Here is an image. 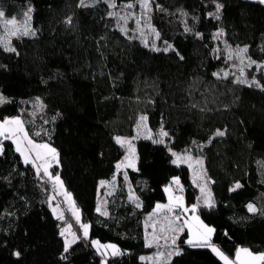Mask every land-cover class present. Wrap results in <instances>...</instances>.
Listing matches in <instances>:
<instances>
[{"label":"trees","instance_id":"16d2710c","mask_svg":"<svg viewBox=\"0 0 264 264\" xmlns=\"http://www.w3.org/2000/svg\"><path fill=\"white\" fill-rule=\"evenodd\" d=\"M115 3L117 8L137 4ZM85 4L89 6L80 0H0L7 18L31 8L35 29L34 36L13 38L15 52L0 46V94L9 98L0 104V118L28 116L31 102L42 97L44 109L28 116L27 126L33 137L48 140L59 151L55 168L83 219L91 223L87 238L81 224L74 223L80 237L65 253L63 220L50 203L54 184L37 176L12 141L5 140L0 264H155L141 258L153 250L145 241L144 217L167 200L164 186L174 176H180L188 203L200 193L189 165L173 163L171 148L203 157L215 203L198 212L215 229L213 243L230 256L239 246L264 252V68L257 67L264 65V3L154 0L150 22L159 33V51L145 46L134 28L122 33L104 0ZM217 4L222 5L218 13ZM185 24L191 32H185ZM223 41L247 46L248 59L256 64L241 74ZM165 43L171 45L167 52ZM238 78L260 86L237 83ZM141 115L153 136L135 140L138 161L127 169L141 200L137 207L124 172L116 167L126 152L116 138L134 136ZM164 130L168 135L162 137ZM217 130L225 134L216 136ZM159 140L163 143L154 142ZM115 176L118 190L102 215L97 211L100 184ZM249 204L255 212L248 211ZM188 234L186 230L177 241L180 254L161 264H224L210 247L188 245ZM95 237L119 245L120 254L107 255L104 263L105 256L92 243Z\"/></svg>","mask_w":264,"mask_h":264},{"label":"rangeland","instance_id":"374dc122","mask_svg":"<svg viewBox=\"0 0 264 264\" xmlns=\"http://www.w3.org/2000/svg\"><path fill=\"white\" fill-rule=\"evenodd\" d=\"M134 5H136V6L132 9H127L124 6L123 7L118 6V8L117 7L111 8L110 12L119 13L121 16L128 15L129 13L134 14V18L130 17L126 24L123 20H119V19H118V23H120L121 27H124V28H130V27L134 28L136 31V34H138L141 37V39H143V41L146 40L147 44L158 46L157 43H158L159 38H157L155 34L151 33L150 29L146 26L143 10L140 8L139 4H134ZM0 11H2L1 8H0ZM151 12L148 13L149 16L151 15ZM10 18H16L17 21H23L24 20L23 15H21L19 17H8L7 18L4 16L3 18H0V22H1L0 36L6 35L2 20L10 19ZM135 19L141 20L140 28L143 30V33H144L143 36H141L140 31L137 29ZM150 24L153 28H155L152 22H150ZM28 26H30L32 28V30L35 32V29L32 26V16H31V20H30ZM29 36H31V35H29ZM17 37H20V36H17ZM13 38H16V37H9V39L11 40V47H12ZM168 45H170V44H166V43L164 44L165 47H167ZM223 48H224V52H226L227 56H229L230 54L232 55V60L234 61L233 65L236 68L241 69V68L248 66V60L249 59H248L247 53L245 54L243 63H241V60L238 59L236 56V50L238 48H243V46H241V47L231 46V45L229 46L227 43H225V41H223ZM1 95L2 94H0V96ZM2 97L5 99V101L9 100V98L4 96V95H2ZM35 98H37V99L34 100L33 102H31L32 105H31V107L29 109V113H28V116H31V117L35 116L36 113H40L44 109V105L41 103L42 97L36 96ZM28 116L21 115V114L13 115V116H9V117L2 118V119L0 118V122H3V120H5V119L19 118L24 122L25 131L34 140L35 143H47L51 147H53L57 150V148L54 147L48 140L43 141V140H39V139L33 137L31 131L29 130V127L27 126ZM142 116L146 117V115H141L139 117V119L137 121L138 123H137L136 128H135V135L134 136H127V135L118 136L124 140L131 142V149L129 148V145L127 143L124 144L126 152H125L124 157L118 162V164L121 165V167L118 170H121L122 172H124V176H125V178H127V182H128L129 188H130V197H135V199H131V200L136 205L139 204V206L141 204V200L136 197L134 189L131 186L129 177L127 176V169L129 167H127L126 165L129 163V161H131L136 167V163L138 161V155H137V145L135 144V140L140 139V138L146 139L149 136H151V137L153 136V132L151 131V129L149 127L148 121L146 120L143 124H141V117ZM138 125H139V127H138ZM40 128L45 130V131L48 130V127L45 125H41ZM41 129H40V131H42ZM163 132H166V131L164 130ZM0 139H2V138H0ZM133 149H134V151H133ZM171 151H172V153H176L178 156H182V157L191 156L192 157V159L187 161V162L181 161V162H178L177 164H180V163L187 164V165L191 164L192 167H190V169L192 171V175H193L195 185L198 186L199 189H201V187H205L206 191H205V193L202 194L201 190H200V193L198 195L199 197L197 198V200L194 201L193 203H188L186 201L184 187L182 186L180 176L172 177L170 182L164 186L165 189L166 188L170 189L172 196H174V197L175 196H182L184 207L186 209H189V211H184L183 209H174L172 212H168L167 209L157 211V209H156L157 205H167L169 203V192H166L167 200H160V202H158L155 205V207L153 209H151V211H149V213H147L146 216L144 217L143 228H144V232H145V241H146L147 245L149 244V242H151V246L153 247V250L149 253H142L141 258H144L143 260L149 261L151 263L153 262L155 264H161L163 262L169 261L171 259V257L173 256V255H171L169 257L168 256L169 252L174 253L176 251H180L178 249V247L176 246V244L178 243L177 241H178L179 237L183 234V232H185L186 230L189 233L187 236V240L189 239V236H190L189 226H192L193 229H195V226L198 224V221L195 219L196 217H199V222H202L204 225H207L208 227L213 228V226H211L206 221H204V219L200 216V214L198 212V207L204 206V205L208 206L205 203L206 199H210L211 205H213L215 203V199H214V196L212 193V187L210 184V179L208 178V175L206 174L204 163H202V165H198L195 163L196 160H202L203 161V157H199V155H197L196 153L184 151V150L177 151V150L171 148ZM57 153H58L57 160L52 161V166L49 168V172L52 174L53 178L58 175L62 184L56 183L54 181V179L50 180L47 176H45L49 181H51L52 184H54V193H52L51 198H50L52 210L55 209V212L53 211V213L57 216V218L61 215L63 216L62 220H63L64 225H63L62 229H65L70 225L71 231L76 233V235L78 237H80L78 235V233L76 232V227L74 224L75 222H77V219H76V216L73 215L74 211L78 212L80 219H79V222H77V223L78 224H87L89 226L88 236H90L91 223H89L83 219V213L81 212V208L78 206L77 202H75V199L73 197V193L67 189L64 181L61 178L60 173H58L56 168H55L56 166H59V163H60L58 150H57ZM22 160H24L23 157H22ZM174 160H176V156H175ZM36 163H42V161H36ZM41 174L43 175L42 170H41ZM175 179L179 180V185L173 183V181ZM102 182H101L100 188H99L100 192H99V199H98V201H99L98 207L100 208L99 212H101V213L107 212L108 213L109 203L111 202L110 199L115 194V192L118 190L117 189L118 188V178L115 176L112 179H104V181H102ZM209 193H210V198L208 195ZM194 205L196 206V211L192 212V211H190V209ZM177 215L180 216V220L173 222ZM186 221H187V223H185ZM177 226L182 227L183 231H178V232L172 231V228H175ZM82 231H83V229H82ZM213 234H214V232L212 233L211 238H212ZM66 236L68 239H71V236L68 235L67 233H66ZM154 237H156L158 239H154ZM165 237H167V240H165ZM173 237H176V242L174 245L172 244V238ZM92 241H98L99 245H101V246H103V245H115L116 249L119 250V245H117L115 243L107 242V241L103 242L99 238H96V237L93 238ZM211 244L214 245L215 247H217L221 252H223L224 255H226L230 260L234 261L236 259V255L235 256L227 255L224 251L221 250V248L218 245L213 243L212 240H211ZM151 246H148V247H151ZM95 247H97V246H95ZM239 248L249 249L248 247H245V246H239ZM249 250L254 254L264 253L263 251L255 252L252 249H249ZM99 251L105 256V259H104L105 260L104 263H105L106 259H107V255L112 254V249L100 247ZM159 253H164V255L159 256L158 255ZM149 258H151V259H149Z\"/></svg>","mask_w":264,"mask_h":264},{"label":"snow or ice","instance_id":"6c2138e0","mask_svg":"<svg viewBox=\"0 0 264 264\" xmlns=\"http://www.w3.org/2000/svg\"><path fill=\"white\" fill-rule=\"evenodd\" d=\"M105 3L108 4L110 8H115L117 7L115 0H104ZM262 3H264V0H261ZM136 3L139 4L140 8L143 10L144 14V19H145V24L146 26L150 29L151 33L155 34L157 38H159V33L156 32L155 28H153L150 24V19L151 17L148 15L152 11V4L154 3V0H136ZM80 5L81 6H89L85 4V0H80ZM136 5L133 3H128L124 5L125 8L127 9H132ZM160 6L157 5V8ZM217 13L219 12L220 8L222 5L217 4ZM31 11L32 9L29 8L27 12L23 13L24 20L23 21H17L16 18H10V19H4L2 20L6 35L0 36V46L3 47L5 51L9 52H15V48L11 47V40L9 37H17V36H29L35 35V32L32 30V28L29 25V22L31 20ZM108 15L115 16L119 20H123L125 24L127 23L128 19L130 17L134 18V14L129 13L128 15L121 16L119 13L116 12H109ZM209 15H216L214 13H209ZM5 16L4 12L0 11V18H3ZM216 19H219V16L216 15ZM66 23H71V18H69ZM135 23L137 25V29L140 31L141 36L144 35L143 30L140 28L141 20L140 19H135ZM11 26V27H10ZM185 32H191L192 29H190L187 24H185ZM120 31L122 33H125L127 35V29L124 27L120 28ZM223 33L222 31L218 32L216 34V38H219ZM197 36H199V33H196ZM145 46H147V41L144 40ZM171 48V45H168L163 49V51L167 52ZM153 49L156 51H159L160 49L155 48L153 45ZM248 52L247 46L243 48H238L236 50V56L238 59L241 60V63H243L245 54ZM182 58V57H181ZM228 59H232V55L230 54L228 56ZM253 64H256V61L251 60L249 58L248 60V66H251ZM258 68H264V65H257ZM241 74H243V68L240 69ZM213 75H216L219 77L218 73H214ZM228 77V73H224V78ZM237 83H248V85L251 87L252 84H256L257 86L259 85V82L256 80L251 81L249 83L245 79H237ZM6 102L5 99L0 96V103ZM147 120V117L142 116L141 117V124H143ZM139 127V125H138ZM225 133L223 131L217 130L216 136H223ZM36 136H39L40 133L37 132L35 133ZM160 135L167 136L168 134L166 132L161 131ZM0 155L4 154V144L3 141L5 140H11L12 143L15 145V151L19 153L23 158H24V163L25 164H32V166L36 169V174L37 176L40 175L41 170L43 171V175L47 176L50 180L54 179L56 183L62 184V182L59 179V176H55L54 178L52 177V174L49 172V168L52 166V161H56L58 157L57 150L53 147H51L47 143H35L34 140L28 135V133L25 131L24 128V122L19 119V118H13V119H5L3 122H0ZM151 139V136L148 137ZM116 142L123 146L124 144H128L129 148L131 149V142L124 140L120 137L116 138ZM157 143H163V140L159 141H154ZM134 151V149H133ZM34 154V155H33ZM174 156H176V160L173 161V163H178L181 161L187 162L192 159L191 156H178L176 153H173ZM127 159V158H126ZM36 161H42V163H36ZM196 164L202 165L203 161L202 160H196ZM127 167H135V165L129 161V163L126 165ZM117 169L121 167L120 164H118ZM189 167H192L191 164H189ZM103 183V182H102ZM173 183L179 185V180L175 179ZM241 185L237 184L235 188H239ZM201 193H205L206 188L201 187ZM235 190V189H233ZM166 192H169V203L167 205H157L156 209L157 211L167 209L168 212H172L174 209H183L184 211H189V209H186L183 204V197L182 196H172L170 189L166 188ZM210 198V193L208 194ZM130 199H135V197H130ZM205 203L208 206H211L210 199H206ZM137 207H139V204H137ZM55 212V209L53 210ZM97 211H100V208H97ZM190 211L195 212L196 211V206H192ZM248 211L249 212H255L256 208L254 205L249 204L248 205ZM102 215H107V212H102ZM73 215L76 216L77 222H79V214L78 212L74 211ZM59 219H63V216H59ZM198 221V224L195 226V229H193L192 226H189V232L190 236L189 239L186 241V243L192 247H211L212 251L216 253L217 256L220 257L221 260L224 261V264H264V253H259V254H254L252 253L249 249L247 248H239L236 251V259L230 260L226 255H224L223 252H221L217 247L211 244V235L215 231L213 228L208 227L207 225H204L202 222H199V217L195 218ZM180 216L177 215L174 219L173 222L179 221ZM187 223V221L185 222ZM80 227L83 229V237L87 238L88 236V230L89 226L87 224H81ZM172 231L178 232V231H183V228L180 226H177L175 228H172ZM66 233L71 236V239H68L66 236ZM61 236L65 237L64 241V252L67 253L71 246L77 242L79 237L76 235V233L71 231V226L69 225L67 228L62 229L60 232ZM154 239H158L154 237ZM165 240H167V237H165ZM176 242V237L172 238V244L174 245ZM94 246H97L98 250L100 247L104 248H110L112 249V254L113 255H119V250L116 249L115 245H99L98 241H92ZM148 246H151V242H149ZM179 255L180 252L176 251L174 253L169 252L168 256L170 257L171 255ZM18 256L19 253H16ZM159 256H163L164 253H159ZM144 259V258H142ZM151 259V258H149Z\"/></svg>","mask_w":264,"mask_h":264}]
</instances>
